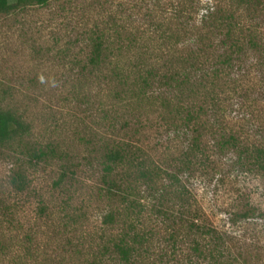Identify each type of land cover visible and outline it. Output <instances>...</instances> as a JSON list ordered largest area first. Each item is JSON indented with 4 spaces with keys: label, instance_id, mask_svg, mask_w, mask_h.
I'll use <instances>...</instances> for the list:
<instances>
[{
    "label": "rangeland",
    "instance_id": "1",
    "mask_svg": "<svg viewBox=\"0 0 264 264\" xmlns=\"http://www.w3.org/2000/svg\"><path fill=\"white\" fill-rule=\"evenodd\" d=\"M183 2L190 7L189 0H50L44 7L0 15V97L24 116L34 142L53 147L62 156L31 168L17 152L0 150V264H89L103 245L116 239L120 228L102 224L103 217L118 208L103 192L98 160L106 143L130 142L167 168L179 157L186 140L183 143L182 135L167 125V114L152 95L155 91L132 98L110 73L115 66L123 73L132 71L135 56L162 69L161 59L192 46L196 31L172 15ZM215 3L232 7L230 0H197L191 24H200ZM233 11L244 32L257 29L263 51L244 50L230 77L224 75L227 80L221 81L219 89L221 119L229 131L259 144L264 142V64L260 65L264 62V14L257 16L237 5ZM152 21L162 24L163 31L175 33L181 43L153 33ZM98 30H104L113 54L92 75L87 67L88 39ZM130 35L137 39L136 49L119 50L118 42ZM214 118L210 111L203 118L207 125L203 142L210 146L214 139L209 124ZM208 155L206 165L182 177L191 196L190 218L197 216L194 222L223 235L224 253L231 255L232 264H264V217L235 225L229 221L245 198L264 212V180L255 173L233 170L232 154L216 156L212 150ZM66 159L75 166V174L70 183L67 180L57 188L54 184ZM20 169L30 182L23 193L10 184ZM41 207L47 209L44 215L39 213ZM138 225L150 235L141 264L215 263L190 250L182 224L163 223L145 211ZM174 229L175 246L169 241ZM27 237L31 253L23 249ZM208 240L199 243L211 246Z\"/></svg>",
    "mask_w": 264,
    "mask_h": 264
},
{
    "label": "trees",
    "instance_id": "2",
    "mask_svg": "<svg viewBox=\"0 0 264 264\" xmlns=\"http://www.w3.org/2000/svg\"><path fill=\"white\" fill-rule=\"evenodd\" d=\"M49 1L16 0L15 3H10V0H0V15H8L32 6L44 7ZM189 1L190 7L186 8L187 2L180 3L174 7L172 15L174 19L182 21V26L192 25L196 31L191 39L192 46H187L185 52L181 49L176 51V54L170 53L172 56L161 59L162 69H157L145 63L146 59L135 56L134 71L123 73L119 66H115L114 71L110 73L112 77L117 78L119 86L124 89L123 93L130 94L132 98L145 97L155 91L152 95L167 114V125L176 135L181 134L183 143L186 140L187 145L167 168L153 161L141 148H136L125 140L105 144L98 160L102 183L105 186L103 192L109 200L117 202L118 208L111 209L103 217L102 224L108 228L118 226L121 232L116 239L103 245L99 254L89 264H107L109 261L114 264H141L140 259L147 255V244L150 242V235L138 227L145 211L156 215L163 223L171 222L176 227L182 224L186 228V235L183 233L182 236L190 243V250L196 252L198 257L203 260L209 258L214 264H223L221 261L226 258L224 264H232L228 260L231 255L226 257L224 253L226 240L223 235L215 229L194 222L197 216L190 218L191 196L182 177L192 175L200 166L206 165L208 153L214 150L216 156L234 155L233 170H237L238 174L255 173L264 180V142L250 144L247 139L238 135L239 133L229 131L224 126L221 119L223 98L219 92L223 87L221 81L225 76L230 77L244 50L249 49L261 54L263 51L257 29L249 28L244 32L238 24L233 5L258 16L264 14V0H230V9L215 3L202 15L200 24L197 25L191 24L194 20L191 12L195 10L193 4L197 5V0ZM149 26L153 33L162 35V39L167 36V39H175L181 43L179 38L176 39L175 33L163 31L162 24L152 21ZM88 41L90 54L87 67L93 75L110 60L113 54L112 43L106 38L104 30L93 32ZM135 41L136 37L131 35L122 38L118 42L121 45L118 49L132 51L136 49ZM263 64L264 62L260 63L261 66ZM209 111L215 116L214 121L209 124L214 139L212 146L203 142L207 126L203 118ZM127 126L129 127H125ZM0 150L17 152L27 160L31 168L48 164L54 159H62L53 147H44L32 140L30 124L17 110L7 107L2 97ZM61 169L60 177L54 184L57 188H61L67 180L70 183L75 174V166L67 159L62 161ZM10 184L15 192L23 193L28 190L30 182L25 172L20 169L13 174ZM244 200L245 204L231 214L229 221L234 225L264 217V212L251 200ZM46 210V207H41L40 215H44ZM207 238L211 245L206 246L208 255L205 254L206 247L199 243V240ZM26 239L27 246L24 245L23 249L31 253V238ZM169 241H173L174 246L178 244L175 229L169 234Z\"/></svg>",
    "mask_w": 264,
    "mask_h": 264
}]
</instances>
